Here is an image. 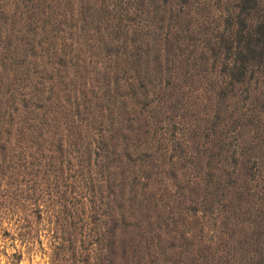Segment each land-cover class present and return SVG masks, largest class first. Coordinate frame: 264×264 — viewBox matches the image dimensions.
I'll list each match as a JSON object with an SVG mask.
<instances>
[{"label":"trees","instance_id":"obj_1","mask_svg":"<svg viewBox=\"0 0 264 264\" xmlns=\"http://www.w3.org/2000/svg\"><path fill=\"white\" fill-rule=\"evenodd\" d=\"M45 218L52 263L264 264V0H0V252Z\"/></svg>","mask_w":264,"mask_h":264},{"label":"rangeland","instance_id":"obj_2","mask_svg":"<svg viewBox=\"0 0 264 264\" xmlns=\"http://www.w3.org/2000/svg\"><path fill=\"white\" fill-rule=\"evenodd\" d=\"M7 226V223H4ZM53 234L49 230V222L46 218L40 224V230L34 231L33 241L26 243L20 240L8 239V242H15L17 248L21 251V257L17 263L11 261V257L0 252V264H57L51 262ZM13 250V246L8 247V253ZM62 264H69V260L62 259ZM61 264V263H60Z\"/></svg>","mask_w":264,"mask_h":264}]
</instances>
